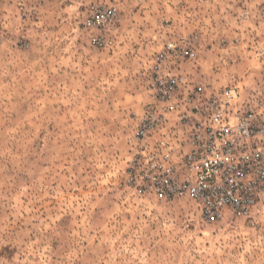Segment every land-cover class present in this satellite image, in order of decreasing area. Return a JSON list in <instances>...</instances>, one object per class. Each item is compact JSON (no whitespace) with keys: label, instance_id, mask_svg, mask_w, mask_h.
<instances>
[{"label":"rangeland","instance_id":"obj_1","mask_svg":"<svg viewBox=\"0 0 264 264\" xmlns=\"http://www.w3.org/2000/svg\"><path fill=\"white\" fill-rule=\"evenodd\" d=\"M97 5L113 27H85ZM170 42L195 53L191 85L264 98V0H0V264H264V193L213 221L134 186Z\"/></svg>","mask_w":264,"mask_h":264},{"label":"built area","instance_id":"obj_2","mask_svg":"<svg viewBox=\"0 0 264 264\" xmlns=\"http://www.w3.org/2000/svg\"><path fill=\"white\" fill-rule=\"evenodd\" d=\"M117 14L112 5L92 6L84 25L113 27ZM194 56L172 42L155 56L152 101L136 122L132 181L158 199L190 198L208 220L227 210L247 214L264 193V98L243 102L231 86L191 85L181 61Z\"/></svg>","mask_w":264,"mask_h":264}]
</instances>
